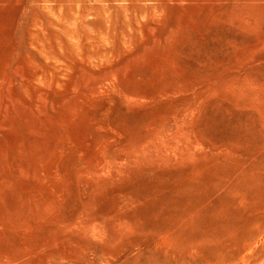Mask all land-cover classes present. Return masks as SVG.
I'll return each instance as SVG.
<instances>
[{
    "label": "rangeland",
    "instance_id": "1",
    "mask_svg": "<svg viewBox=\"0 0 264 264\" xmlns=\"http://www.w3.org/2000/svg\"><path fill=\"white\" fill-rule=\"evenodd\" d=\"M0 264H264V0H0Z\"/></svg>",
    "mask_w": 264,
    "mask_h": 264
}]
</instances>
